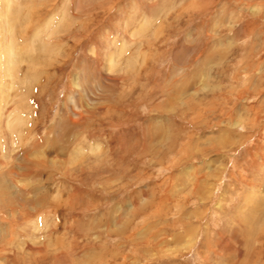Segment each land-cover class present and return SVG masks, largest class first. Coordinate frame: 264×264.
I'll use <instances>...</instances> for the list:
<instances>
[{"label": "rangeland", "instance_id": "1", "mask_svg": "<svg viewBox=\"0 0 264 264\" xmlns=\"http://www.w3.org/2000/svg\"><path fill=\"white\" fill-rule=\"evenodd\" d=\"M263 240L264 0H0V264H264Z\"/></svg>", "mask_w": 264, "mask_h": 264}, {"label": "bare ground", "instance_id": "2", "mask_svg": "<svg viewBox=\"0 0 264 264\" xmlns=\"http://www.w3.org/2000/svg\"><path fill=\"white\" fill-rule=\"evenodd\" d=\"M5 26V25H4ZM8 27H9V23H8ZM5 28H6V26H5ZM10 28V27H9ZM9 31V30H8ZM7 40H8V42L6 43V46H5V51H8V52H11L12 53V51H14V45H13V41H12V37L10 38V37H7ZM2 51V50H1ZM7 54H10V53H7ZM7 56H9V55H7ZM110 59H112V57L111 56H109V58L108 59H106V60H108V64L110 65ZM111 66V65H110ZM99 100L101 99L100 97L98 98ZM108 99V97L106 98V100ZM76 101V103H74V105L73 106H75V107H77V109L79 110H77V111H72V115L73 116H75V117H69L68 115H67V113H66V111H63L62 112V117H60L58 120L59 121H57L56 122V125H55V127H57L58 125H59V127L57 128V129H59L58 131H59V136H61L62 134H64V133H66V132H68V131H72L74 128L76 129V127H77V125H81L80 124V121H83V120H85V118H86V115H89V114H92V113H94V112H96L95 111V108H93V110H90V106L95 102V100H94V98L93 97H88V96H86V98H84V99H79V100H75ZM66 105V104H65ZM98 107H96V109H97ZM100 108V107H99ZM67 115V116H66ZM60 120H63L62 121V123H60L59 124V122H60ZM67 121V122H66ZM67 124H69V125H67ZM65 126H69L68 128H64ZM79 127V126H78ZM51 134H53L52 133V131H51V129H49V130H47V132H46V137H49V136H51ZM28 139V138H27ZM33 139V138H32ZM35 139V138H34ZM39 145V143H37L36 144V147ZM33 146V145H32ZM34 146H35V144H34ZM39 146H41V145H39ZM50 148H53V146H51ZM41 160H39V162H37V163H34V165H41ZM43 163H45L44 161H43ZM45 166V165H44ZM4 195V197H5V193L3 194ZM260 204V203H259ZM256 207V206H255ZM254 209H256V208H254ZM251 210V209H250ZM255 213H257V211H254V210H251V212L249 213V212H247V213H245V215H244V217H243V219L244 220H242V221H240V222H238V225L240 226V228L242 229V228H244V229H250V227H248V225H245L246 223H249L250 222V220L251 219H253V218H255L254 217V215H255ZM263 220V219H262ZM252 221V220H251ZM246 229V230H247ZM259 230V229H258ZM234 231V230H233ZM247 232V231H246ZM259 232V231H258ZM248 233V232H247ZM246 233V234H247ZM256 233H257V231H256ZM259 233H261V232H259ZM261 237V236H260ZM246 238V237H245ZM261 241H262V239H261ZM264 241V240H263ZM263 243V242H262ZM259 244V243H258ZM260 247V246H259ZM261 250V249H260Z\"/></svg>", "mask_w": 264, "mask_h": 264}, {"label": "crops", "instance_id": "3", "mask_svg": "<svg viewBox=\"0 0 264 264\" xmlns=\"http://www.w3.org/2000/svg\"><path fill=\"white\" fill-rule=\"evenodd\" d=\"M31 241V240H30Z\"/></svg>", "mask_w": 264, "mask_h": 264}]
</instances>
